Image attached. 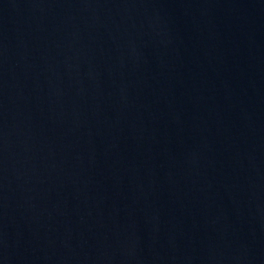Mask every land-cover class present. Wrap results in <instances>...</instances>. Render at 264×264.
Listing matches in <instances>:
<instances>
[{"label": "water", "instance_id": "95a60500", "mask_svg": "<svg viewBox=\"0 0 264 264\" xmlns=\"http://www.w3.org/2000/svg\"><path fill=\"white\" fill-rule=\"evenodd\" d=\"M0 264H264V0H0Z\"/></svg>", "mask_w": 264, "mask_h": 264}]
</instances>
